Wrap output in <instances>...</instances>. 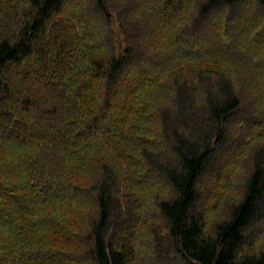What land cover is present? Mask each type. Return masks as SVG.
<instances>
[{
    "label": "trees",
    "instance_id": "1",
    "mask_svg": "<svg viewBox=\"0 0 264 264\" xmlns=\"http://www.w3.org/2000/svg\"><path fill=\"white\" fill-rule=\"evenodd\" d=\"M242 75L264 87V0H0V264H264ZM253 139L208 220L204 183Z\"/></svg>",
    "mask_w": 264,
    "mask_h": 264
},
{
    "label": "rangeland",
    "instance_id": "2",
    "mask_svg": "<svg viewBox=\"0 0 264 264\" xmlns=\"http://www.w3.org/2000/svg\"><path fill=\"white\" fill-rule=\"evenodd\" d=\"M113 30L115 31V34L117 35V41H118V45H124V41H125V36L124 33L122 31V29L120 28V24L119 22H113ZM247 35L249 36L250 34L247 33ZM251 35H253L251 33ZM253 37V36H250ZM246 39V38H245ZM242 77V89L244 92V95L246 96L247 100H249V95L251 96V100L255 99L256 103H258V107L261 109V113L263 111L264 114V87H260L259 84L249 81V83L247 82L250 75L248 76V79H245V76H241ZM253 81H257L254 76L252 75ZM257 87L255 90H253V92L255 94L258 93V96H255L251 90V88L253 87ZM245 87H246V91H245ZM258 90H260V93L258 92ZM263 90V91H262ZM263 95V96H262ZM153 127V126H151ZM154 128V127H153ZM245 130L244 134L246 137H251L252 136V131L248 130V128L243 127ZM255 139V138H254ZM254 139L248 143V149L247 151L243 150L244 146L242 147V149H240V151L237 150H233V152L235 153V155L231 156V159L229 161L226 160L227 162H237L238 164L234 167L235 171L233 170V172L226 176V179H222V181L219 180V177L222 176L224 177L225 174L224 172H220L219 175H214L215 179H208L203 186V203L207 204L211 202V200L216 199L217 197L219 198L216 210L214 213L212 214H207V218L208 220L214 222L216 221L218 218L226 216L228 213V209H227V200L228 198L232 197L233 198H237V196H239L241 193V186H242V179L244 178L246 171L248 172L249 167L246 164V158L248 157V155L250 154V148H252L253 146V141ZM243 150V152H242ZM251 152V151H250ZM225 165V164H224ZM223 165V166H224ZM229 166V165H228ZM235 172V173H234ZM221 174V175H220ZM223 174V175H222ZM136 185V184H134ZM218 185V186H217ZM226 186L228 187V190H224V188L226 187H222V186ZM145 188V187H144ZM131 190V189H130ZM133 193V192H132ZM237 194V196H236ZM134 197L136 198L135 200H137V198H139L138 196H140L141 198H144V191L142 190V188L138 189V191L136 193H133ZM131 199H134L133 197ZM136 213L138 214V216H140L141 218H143V215L145 216V212L142 211H137ZM159 217H156L154 220H158ZM210 224V222H209ZM255 231H259L261 234H259L257 243H256V250H261L264 246V224L261 225H257L255 227ZM149 232V231H148ZM148 234L143 231H138L135 234V240H134V245H136V249H140L143 250L148 246ZM178 264V263H177ZM181 264V263H179Z\"/></svg>",
    "mask_w": 264,
    "mask_h": 264
}]
</instances>
